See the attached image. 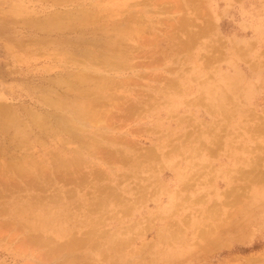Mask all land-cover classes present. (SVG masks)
I'll list each match as a JSON object with an SVG mask.
<instances>
[{
	"label": "rangeland",
	"instance_id": "obj_1",
	"mask_svg": "<svg viewBox=\"0 0 264 264\" xmlns=\"http://www.w3.org/2000/svg\"><path fill=\"white\" fill-rule=\"evenodd\" d=\"M112 1L128 20L120 45L130 67L114 75L106 95L96 90L102 94L88 98L100 102L96 116L109 128L100 133L99 155L72 164V137L43 134L36 144L30 128L2 130L0 121V264H264V64L252 70L256 53L244 55L253 46L264 62V0ZM69 10L72 0H0V116L28 125L30 113L71 115L39 100L52 82L72 76V26L42 32L36 25ZM230 50L240 53L237 60ZM234 68L242 93L253 85V97L244 103L250 92L234 99L226 90L223 118L211 113V90L226 89L217 81ZM63 83L54 87L60 94L68 93ZM60 98L72 99V92ZM146 153L154 155L148 160ZM73 168L87 177L100 172L97 185L118 188L122 201L108 211L119 220L109 217L104 232L133 236L128 247L116 250V236L99 250L64 248L50 236L57 248L42 243V235L71 230L75 215L63 206L66 218L46 212L48 228L39 232L34 194L50 182L70 190ZM90 186L82 189L88 199ZM81 200L71 192L63 203Z\"/></svg>",
	"mask_w": 264,
	"mask_h": 264
},
{
	"label": "bare ground",
	"instance_id": "obj_2",
	"mask_svg": "<svg viewBox=\"0 0 264 264\" xmlns=\"http://www.w3.org/2000/svg\"><path fill=\"white\" fill-rule=\"evenodd\" d=\"M104 1L105 0H72V10H69L66 12H56L51 15H47L43 19H41V21L38 20L39 24H36L37 26L39 25V28L41 29L42 32L43 31L46 32L47 28H51L53 26L68 25V24L72 26V36H73L72 52H68L70 55H72V59H71L72 60V76L70 75L66 76L64 74L66 78L58 77L60 79L59 80L60 82H56V83L52 82V85L54 84L56 85L54 86L55 88H60L61 87L60 84H64L63 82H65L68 87V93L72 92V99H61L60 97L65 98V96L68 93L65 92L63 94H60L52 86L51 89H46V91L44 90V93L41 95V98L39 100L40 107L44 105L52 109V111L61 109L62 111L66 113L69 112L71 114V115L68 114L69 118L68 119L58 118L59 119L58 120L57 118L54 117V115L50 114L52 116L51 117L52 119H48L46 115L42 116L41 114L30 113V115L28 116L29 124L27 125V124H21L20 122H17L16 120L14 121L11 115H7V116L1 115L0 116V121L3 125L1 126L2 130L9 128L8 125H10L11 128L16 130L18 126L21 125L26 134L30 128L31 130L30 132L34 133V138H35L34 141L36 144L41 143L40 137L43 134H47V136L48 134H50L51 136L55 137V134L59 133V134H66L69 137H72L73 144L74 142L78 144V147L74 149V153L72 155V164L79 163V161H81L83 157L95 159V157L99 155L97 153L100 151L99 148L104 141L100 133L109 128L108 126H104L105 124L102 121H100V119H98L96 116L98 114H97V111L94 110L96 108L95 105L97 104L99 105L100 102L97 101L99 103L95 104L93 101H90V99L88 98H90L96 90H99L105 93L106 95V93H108V90L110 89V86L108 85L113 84L114 82L113 80L114 75L122 74L123 73L122 68H126L127 66V64L125 63V60L128 61V59L122 55L123 51L121 49V45H123L121 37L124 32H127V30L125 29H127L128 20L125 19L124 17L125 15L123 14V12L118 9L119 5H116L117 4L116 2L109 0V2H112V3H110L109 6H104L102 5ZM124 24L126 25L125 27L122 26ZM117 41H118V44H115V42L117 43ZM144 41H146V39ZM144 41L143 43H145ZM189 42H191V40ZM239 43L242 44L245 48L247 47V45H249L246 42V40H242ZM41 44H42V41L40 42L39 45ZM232 44L233 45L235 44L234 40H232ZM254 52L256 53V56H254L253 58L258 61L256 63H253L252 68H251L252 70L258 67V65L264 64V62L260 60L261 57H259L257 48L253 46H248V50L244 52V55L245 54L250 55L251 53L254 54ZM238 54L240 55L239 52L237 51L231 52L230 50V55H233L236 58V60L238 59ZM111 58H114V59H111ZM210 58H212V56ZM158 59L157 61H159ZM143 64L144 63H142V65ZM123 65L125 67H123ZM137 66H139L138 63H137ZM127 67H130V66H127ZM235 72H237V70L234 68L233 74L220 75L221 77L219 78L217 82H223L226 89L223 88L224 89L223 91H220L219 88L211 90L210 101H213L212 102L213 106H211L210 110L212 114L222 115L223 118L225 116L227 117L228 113L224 109L226 105L230 104V101H229L230 99L226 96L227 91L228 92L230 91L231 94H233L234 99L237 98L235 97V93L238 94L239 98H244L243 94L246 95L248 92H250L249 95H246L244 98L245 100L244 103L246 102L250 103L253 97V85L251 87V90L248 89L246 91L245 89L244 92L242 93L243 88H244L243 86H242L243 88L241 87L242 76L239 73H235ZM58 75L60 76L62 74H56V77ZM132 80L134 81V79ZM129 84H131V82ZM48 86L50 87V85ZM119 87H120V84H119ZM53 92L55 93V95L52 94ZM100 94L102 93L94 94V96L95 95L100 96ZM87 100H89V102ZM172 105L175 106L176 104L172 103ZM235 112L237 113L238 109L234 111H230V114L235 113ZM56 115L58 116V114ZM91 130H93V134H90V135H95V136L89 135V132ZM110 140L111 142L114 141V139L112 138H110ZM151 154L148 155V156L151 155L149 158L148 156H146V159L150 160V158H152L154 155L153 153ZM215 155H216V152H215ZM13 159L15 161V158ZM157 161H160V160L158 159ZM112 162H117V161H114L113 159ZM18 163L20 162H17L16 164ZM76 170L77 169L73 168L72 173L74 175L71 179L72 187L70 190H68V188H64L63 186L57 187L56 182H53V183L50 182L49 184L45 185L43 189H41L38 193L34 194L37 197L34 199L39 200V202L41 201L40 202L41 205L35 206V208H37L36 211L40 212L39 217H38L39 221H37L35 225V228L39 232H41L43 228H48L47 227L48 219L46 218V216H44V213L46 212L47 213H57V214L62 213L61 212L62 207L59 208L60 206H63V209H66L67 211L71 210L72 215H75V218H76L75 219L72 216V229L71 230H67L68 232H66L65 234L42 235L41 237L42 243L45 244L47 248H49V246H51L52 244H50V240H48L47 238L48 236H50L53 239V241L54 239L56 241L61 240V242H59L58 245L62 244L65 246V247L63 246L64 248L76 250L81 246L83 247L85 246V247H90V248L95 247L98 249V248L104 247L105 245L107 246L111 244V242L113 241V236H116L117 242H116V246L114 247L116 250L121 249L122 247L123 248L128 247V244H130L133 241V236H127L124 238L119 237L118 235L122 233L120 228H118L117 231L113 233L104 232V227L107 226L110 213H113V214L115 213L114 211L109 212L108 208H111V207L114 208V205L116 203L122 201L121 196L118 193V188H116L114 185L109 186L108 184L97 185L96 184L97 178L101 179L100 172L99 173L93 172V175L96 176L94 178L92 173H89L90 175L89 177H87L83 174L82 175L79 174V172L75 173ZM178 180H179V177L176 178V181ZM89 181L91 182V186L89 189H92V194H91L92 196L90 199L86 198V194L82 192V189L84 190L85 188H87ZM46 191H48L47 193H49L50 195H46L47 194L45 193ZM71 192H72V195L82 198L81 205L72 204V207H70L69 205H67V207L64 206L65 203L63 202L66 199V195L71 194ZM124 204L132 205V208L136 207L135 201L134 202L125 201ZM54 205H57V206L55 207ZM58 217L66 218V216L63 215V213L58 214ZM78 217L81 219H77ZM117 218H118L117 216H114V217H110L109 219L116 220ZM117 220H119V218ZM164 231L165 233L167 232L166 229ZM164 231L160 232V235L158 236L159 240L164 237L165 233H162ZM123 232L125 234H130L128 230H125ZM56 241L55 243L53 242V245L54 244L57 245ZM58 245L56 246V248L58 247ZM49 249H52V248H49Z\"/></svg>",
	"mask_w": 264,
	"mask_h": 264
}]
</instances>
